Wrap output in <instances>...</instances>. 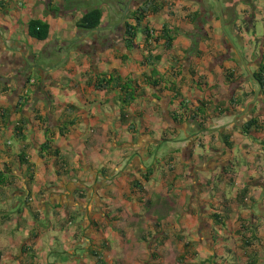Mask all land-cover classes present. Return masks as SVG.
Listing matches in <instances>:
<instances>
[{"label":"crops","instance_id":"0c3cea01","mask_svg":"<svg viewBox=\"0 0 264 264\" xmlns=\"http://www.w3.org/2000/svg\"><path fill=\"white\" fill-rule=\"evenodd\" d=\"M148 1L56 0L51 10L42 0H0V174L15 177L0 186V264H96L93 250L106 264H157L153 251L164 264L165 248L187 244L199 264L213 253L225 264H264V93L239 59L253 75L263 61L264 0H219L225 25L214 0H155L133 48L125 22L135 25ZM94 9L104 13L100 28H78ZM34 20L51 26L47 41L29 35ZM146 28L156 32L149 47ZM165 28L178 31L170 49L156 44ZM112 77L137 81L142 96L127 107ZM183 100L225 114L206 130L179 124ZM251 121L258 134L244 132ZM21 156L34 169L28 205ZM214 214L228 217L226 227ZM195 229L198 243L186 237ZM200 244L207 253H195Z\"/></svg>","mask_w":264,"mask_h":264},{"label":"trees","instance_id":"16d2710c","mask_svg":"<svg viewBox=\"0 0 264 264\" xmlns=\"http://www.w3.org/2000/svg\"><path fill=\"white\" fill-rule=\"evenodd\" d=\"M44 2L47 3L48 7L51 10H54V2L56 0H42ZM63 1H70V0H63ZM155 0H151L148 1L147 3H145V5L143 7H141L137 12H135V15L133 16V18L135 19V25L129 24L128 22H125V29H126V37L127 40L131 43V46H133V48L135 47V40L137 39L139 33H140V28H141V24L142 22L147 18V15L149 12H153V8L155 7ZM158 9V8H157ZM157 9H154V11H156ZM201 13L200 12H196L194 14L191 15V24L195 25L196 22L199 20ZM103 17H104V13L101 9H94L89 11L87 14H85L82 19L77 23V27L80 29H84V30H96L99 29L102 21H103ZM255 19L252 18L251 15H246L245 16V23H247V31L248 32H252L253 36H256V28H255ZM250 24H252V28H250ZM50 31H51V26L44 21L41 20H34L31 21L29 23V35L34 38L35 40L39 41V42H45L48 40L49 35H50ZM178 32V31H177ZM176 31H172L169 30L168 28H165L162 32H161V36H159L156 39V44L159 43L160 41L164 40L165 41V48L170 49L173 47L174 42H175V36L176 34H178ZM143 35L145 36L144 40H145V46L149 47V40H150V30L148 28H146V30L144 31ZM256 42L261 43L262 46L264 47V42L261 40H257ZM150 58V56L145 57L143 56V60H148ZM158 60V58H157ZM262 63L259 67V69L254 73L255 79H256V84L259 86H261L262 92L264 93V55L262 56ZM160 61V59H159ZM156 75V72L154 73ZM146 78V82L149 86H151L152 88H158L159 87V83H157L156 81H151V78L149 77H144ZM233 74L231 72L227 73V79L229 81H231L233 79ZM145 80V79H144ZM106 81V80H104ZM253 81V80H252ZM109 82H115L118 86L119 89H121L122 94H123V103L124 105H126L127 107L131 106L132 104H134L136 102V100L138 98H140L142 96V94H138L139 89H140V85L137 83V81L135 80H129L127 82L124 81V79L117 77L116 79H114L113 77L111 78V81ZM254 82V81H253ZM251 95V94H250ZM250 95H244L243 98L241 97V99H237L236 97L232 100V105H237V104H242ZM28 105V100L24 99L23 100V104L22 107H26ZM221 107H218L214 104V102L210 103V102H206V101H200L199 102V106L195 107V106H190L188 105L186 100H183L182 104H181V115L179 116V118L175 117L174 120L176 123H183L184 120L186 121H193L195 122L199 128L201 129H205V124L208 121V119L210 118H220L221 116H223V114H225V111H221L220 109ZM212 113V114H211ZM9 116H6V113H2L1 118H2V122L4 124H7ZM24 125L25 123H21L18 124V126H16V136L18 139H22L25 140V133H24ZM206 130V129H205ZM252 130H255V134H258L261 130L260 124L257 121H251L248 125H246L244 132L247 134H251ZM43 150H45V147H43ZM20 161L21 164L27 166L28 168V173L27 176L25 177L26 179V183L25 185L27 186V188H29V194H28V198L26 201V205H28L29 203V199L31 197V191L30 188L33 185V182L35 180V176H34V169L33 166L29 164L28 160L25 159L24 156L20 157ZM233 177L230 178V183L233 185ZM15 180V177L12 173V171L10 169H7V171L3 172L0 174V186L3 187H7V186H12L13 185V181ZM245 192L242 194V196L245 195V193H247V189L244 190ZM38 218V217H37ZM225 218L228 217H223L221 215L218 214H214L212 216V220L215 222L216 225L218 226H222V227H226V221ZM160 228V227H159ZM243 231H249L252 234V238L254 240L257 239L256 236V226L255 227H251L250 224H246L242 227ZM161 233V232H160ZM170 236L168 235V233H164V237H162L163 241H167L169 240ZM179 238V237H178ZM180 240V238H179ZM251 243L246 244L247 246H250ZM192 249V246L190 244L185 245V253L184 256L182 255L181 258L178 259V263L182 264V261L185 260V256L187 253H190ZM90 254L92 256L93 259H95L96 264H106V262L103 260V256L101 255V253L96 252L95 250L90 251ZM189 255V254H188ZM153 262H157V264H162V262L159 259V253H157L156 251H153ZM2 257V253L0 251V259ZM33 257V256H32ZM219 260H223V261H219ZM202 264H225L224 258H218L217 255L215 253H213V255L207 259L206 261H204Z\"/></svg>","mask_w":264,"mask_h":264},{"label":"rangeland","instance_id":"374dc122","mask_svg":"<svg viewBox=\"0 0 264 264\" xmlns=\"http://www.w3.org/2000/svg\"><path fill=\"white\" fill-rule=\"evenodd\" d=\"M196 1H198V0H191V3L192 2H196ZM138 2H140V0H138ZM138 2H136V3H138ZM217 6H218V4H217ZM218 9H219V6H218ZM123 10H125V7H124ZM260 24H262V22H260ZM142 36L143 35L141 34L140 35V39H141ZM201 232L202 231H199L198 229H195L193 232H191V230H189V231H186V237L188 239H190V240L192 238L194 240V243H198V241L200 240V236L199 235L203 234ZM158 236H159V234L157 232H155L154 236H150V243H154L155 242L154 240H156ZM201 246H203V245H201ZM184 249H185L184 247L179 248V246H176V247L169 246V247L165 248L163 250V261H164V264H179L178 263V259L181 258L182 255L184 256ZM59 252H63V251H59ZM201 252H204V253L208 252L207 249L205 248V246H203L200 249H197L195 253L199 254ZM151 254H153V253H151ZM149 257H150V255L148 254V259H149ZM192 258H193V260H192ZM197 258L198 257L195 256V254H194V252L192 250L191 253H187L186 254L185 260L182 261V264H199V262L197 261ZM200 264H202V263H200Z\"/></svg>","mask_w":264,"mask_h":264},{"label":"water","instance_id":"95a60500","mask_svg":"<svg viewBox=\"0 0 264 264\" xmlns=\"http://www.w3.org/2000/svg\"><path fill=\"white\" fill-rule=\"evenodd\" d=\"M214 1H215V2L218 4V6H219V12H220L221 20H222L223 25H225L224 16H223L222 8H221V5H220V1H219V0H214ZM129 6H130V5L128 4V5L126 6V8H125V11H124V13H123V17H122L121 23H123L124 20H125V17H126L128 11H129V9H130ZM224 33H226V35H227V32H226L225 27H224ZM239 59H240L241 63L243 64V66L245 67V69L247 70V72H248L249 76L251 77V79H252L253 81L256 82L255 76L251 73V71H250V69H249V65H248V64L246 63V61L243 59V57H242L241 54H239ZM258 87H259V90H260V92H261V91H262L261 86L259 85Z\"/></svg>","mask_w":264,"mask_h":264},{"label":"built area","instance_id":"2783aa9c","mask_svg":"<svg viewBox=\"0 0 264 264\" xmlns=\"http://www.w3.org/2000/svg\"><path fill=\"white\" fill-rule=\"evenodd\" d=\"M155 38H156V32L153 29H150V40H149V43L151 45L154 43Z\"/></svg>","mask_w":264,"mask_h":264},{"label":"flooded vegetation","instance_id":"af4514ba","mask_svg":"<svg viewBox=\"0 0 264 264\" xmlns=\"http://www.w3.org/2000/svg\"><path fill=\"white\" fill-rule=\"evenodd\" d=\"M129 5H131V1H130Z\"/></svg>","mask_w":264,"mask_h":264}]
</instances>
